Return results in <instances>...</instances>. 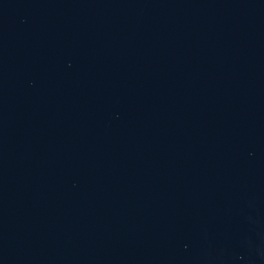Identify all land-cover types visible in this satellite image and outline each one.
Returning <instances> with one entry per match:
<instances>
[{
    "label": "water",
    "instance_id": "obj_1",
    "mask_svg": "<svg viewBox=\"0 0 264 264\" xmlns=\"http://www.w3.org/2000/svg\"><path fill=\"white\" fill-rule=\"evenodd\" d=\"M0 264H264V0H0Z\"/></svg>",
    "mask_w": 264,
    "mask_h": 264
}]
</instances>
